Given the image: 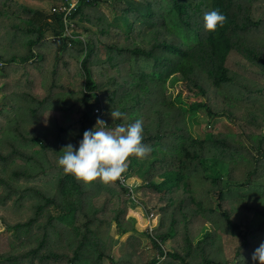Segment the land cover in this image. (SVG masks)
Here are the masks:
<instances>
[{
  "label": "trees",
  "instance_id": "obj_1",
  "mask_svg": "<svg viewBox=\"0 0 264 264\" xmlns=\"http://www.w3.org/2000/svg\"><path fill=\"white\" fill-rule=\"evenodd\" d=\"M212 9L225 21L207 30ZM69 18L72 36L60 12L0 0V264H156L138 233L161 264H259L264 0H76ZM198 107L209 128L193 135L186 113ZM97 117L109 129L142 120L149 151L130 155L121 174L146 164L133 187L152 218L129 205L119 176L86 182L58 165ZM223 117L233 131L218 129ZM222 233L237 239L228 257Z\"/></svg>",
  "mask_w": 264,
  "mask_h": 264
},
{
  "label": "clouds",
  "instance_id": "obj_2",
  "mask_svg": "<svg viewBox=\"0 0 264 264\" xmlns=\"http://www.w3.org/2000/svg\"><path fill=\"white\" fill-rule=\"evenodd\" d=\"M225 21V15L218 9L203 13V25L207 30H214ZM124 115L119 109H111L112 118ZM143 139V124L140 118L115 128L106 127L105 121L97 117L90 129H85L82 138L74 147L72 143L63 146L62 154L57 163L64 172H70L83 181H93L99 178L108 182L118 177L125 168V161L130 155L141 157L149 148L141 141ZM252 259L264 264V240L252 253Z\"/></svg>",
  "mask_w": 264,
  "mask_h": 264
},
{
  "label": "rangeland",
  "instance_id": "obj_3",
  "mask_svg": "<svg viewBox=\"0 0 264 264\" xmlns=\"http://www.w3.org/2000/svg\"><path fill=\"white\" fill-rule=\"evenodd\" d=\"M20 3L27 5L28 9L33 8H38V9H42L45 12H48L49 9H51V6L53 5V3H50L49 1L46 0H18ZM101 8L109 15L110 19L112 20V22L114 24L123 26V24L121 23V20L117 17L114 16V13L110 10V8L108 7V5L106 4H101L100 5ZM78 31H80L81 27L79 26ZM82 31V29H81ZM81 36L84 37V33L80 32ZM74 75H70L68 78V80L71 81L70 86H72V84L75 82V78H73ZM173 79V78H172ZM170 79L168 86L166 88V95L168 98L173 99L175 94H176V90L174 87L175 82ZM3 96V92L0 91V100ZM187 116V122L189 124V127L191 129V132L193 135H198L201 131L206 130L209 128V124H208V115L206 113V110L203 107H198L193 111H187L186 113ZM218 129L224 132H229V131H233L234 130V126L233 124L229 121V119L227 117H223L221 118V120L218 123ZM146 164H142L141 166H135L133 168V170L131 171V176L127 178L128 182L130 184H132V191L129 193L130 195V200H129V205L133 207V209L135 211H137L138 213H140L141 215H144L147 217V214L144 211V207L141 205V203L138 201V197H141V191L139 188H135L133 187V183H134V179L139 177L140 174L142 173V171L144 170ZM153 212V216L156 213V210H152ZM152 216V217H153ZM4 230V224L0 221V231ZM111 232L114 233L115 232V228L114 226L111 228ZM139 237L141 238V249L143 251H145L149 256L151 257H157L158 255V251L156 252L155 250H152L151 248V243L148 240V238L146 237V235L144 234H139ZM125 239V235L121 236L119 243L114 247L113 249V255L114 257H117L118 255H120L123 252L124 249V243L123 240ZM219 243L221 245V251L222 253L228 257L230 255H232V249L234 248V245H236L237 243V239L236 238H232L229 236L224 235L223 233L220 234V240ZM171 248V242L170 240L167 241V243L164 245V249L167 251ZM157 264H161L162 261L164 260V256L162 258H158L157 257Z\"/></svg>",
  "mask_w": 264,
  "mask_h": 264
},
{
  "label": "built area",
  "instance_id": "obj_4",
  "mask_svg": "<svg viewBox=\"0 0 264 264\" xmlns=\"http://www.w3.org/2000/svg\"><path fill=\"white\" fill-rule=\"evenodd\" d=\"M75 4H76V0H63L59 4L51 6V12H60L62 14V19L64 23V34H67L70 36H72V33H73V21L71 20V18H69V14L74 8ZM93 112L101 113L102 109L100 105H97V104L93 105ZM119 181L123 185H127L129 187V193L132 191V187L128 184L124 175L122 174L119 175ZM152 216H153V212L152 211L148 212L147 218H152ZM148 228L150 231L151 230L150 226ZM163 251H165V249ZM163 256L164 254L158 255L157 257L160 259Z\"/></svg>",
  "mask_w": 264,
  "mask_h": 264
}]
</instances>
